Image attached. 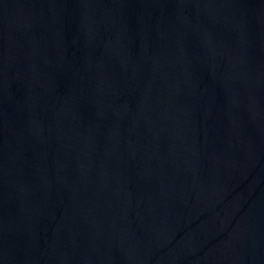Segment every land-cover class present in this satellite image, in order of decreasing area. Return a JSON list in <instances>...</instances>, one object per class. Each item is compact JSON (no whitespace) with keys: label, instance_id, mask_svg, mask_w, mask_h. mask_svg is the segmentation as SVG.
Listing matches in <instances>:
<instances>
[{"label":"water","instance_id":"95a60500","mask_svg":"<svg viewBox=\"0 0 264 264\" xmlns=\"http://www.w3.org/2000/svg\"><path fill=\"white\" fill-rule=\"evenodd\" d=\"M0 264H264V0H0Z\"/></svg>","mask_w":264,"mask_h":264}]
</instances>
